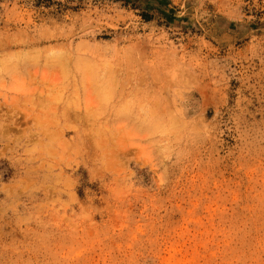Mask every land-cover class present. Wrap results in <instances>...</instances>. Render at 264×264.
Here are the masks:
<instances>
[{
  "label": "rangeland",
  "instance_id": "rangeland-1",
  "mask_svg": "<svg viewBox=\"0 0 264 264\" xmlns=\"http://www.w3.org/2000/svg\"><path fill=\"white\" fill-rule=\"evenodd\" d=\"M0 264H264V0H0Z\"/></svg>",
  "mask_w": 264,
  "mask_h": 264
}]
</instances>
